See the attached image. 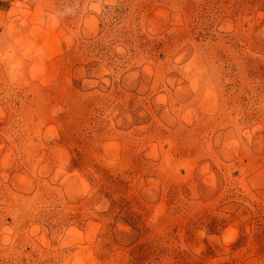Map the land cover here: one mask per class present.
<instances>
[{
	"label": "rangeland",
	"instance_id": "rangeland-1",
	"mask_svg": "<svg viewBox=\"0 0 264 264\" xmlns=\"http://www.w3.org/2000/svg\"><path fill=\"white\" fill-rule=\"evenodd\" d=\"M0 264H264V0H0Z\"/></svg>",
	"mask_w": 264,
	"mask_h": 264
}]
</instances>
